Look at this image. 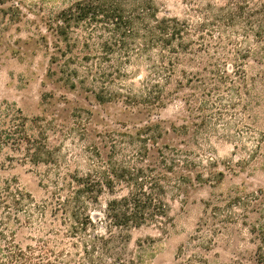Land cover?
I'll return each instance as SVG.
<instances>
[{
    "label": "trees",
    "instance_id": "1",
    "mask_svg": "<svg viewBox=\"0 0 264 264\" xmlns=\"http://www.w3.org/2000/svg\"><path fill=\"white\" fill-rule=\"evenodd\" d=\"M185 3L181 17L161 16L158 0H73L36 24L30 38L49 56L48 79L148 115L180 100L185 115L97 129L84 107L32 118L9 108L0 144L45 167L46 195L0 177V264H137L133 232H167L173 203L221 183V163L237 173L260 160L253 169L264 170V0ZM10 10L19 19L20 7ZM217 139L233 144L235 158L208 154ZM251 214L259 244L249 262L232 264H264L263 187L206 200L191 238L210 249L205 226L215 235ZM185 248L174 264L205 262Z\"/></svg>",
    "mask_w": 264,
    "mask_h": 264
},
{
    "label": "rangeland",
    "instance_id": "2",
    "mask_svg": "<svg viewBox=\"0 0 264 264\" xmlns=\"http://www.w3.org/2000/svg\"><path fill=\"white\" fill-rule=\"evenodd\" d=\"M73 0H8L1 5L7 9V15L0 16V126L6 118V111L21 109L32 118L36 115L68 114L76 107L92 110V126L103 129L113 125L115 121L137 123L148 119L163 121L168 125L172 121L182 122L185 115L180 100H174L167 108L160 110V114L148 115L126 108L121 102L100 104L93 96H87L81 90L72 91L63 85L53 82L46 76L49 56L35 39L30 38L36 32V24L43 26V18L54 14L67 6ZM160 15H187L185 0H158ZM20 7L19 19L11 21L10 8ZM252 64H256L250 59ZM50 94L44 101V94ZM28 131L33 128L28 123ZM218 140V139H217ZM215 140V153L221 159H233L234 148L229 141ZM264 154V146L262 148ZM240 155V153H239ZM260 166L261 161L255 160L243 171L233 173L224 164L219 165L225 171L224 180L216 184H206L194 191L184 201L173 203L172 215L174 223L167 232H160L155 227H144L133 232L131 247L137 255V264H174L180 253V248L186 246L185 256L200 253L205 257L202 264H232L234 262H249L254 256L259 244L256 235L251 232L252 224L258 217L251 214L248 224H244V217L226 224V228L212 235L205 226L204 232L212 237L210 249L199 246V242L192 240L197 233L201 218L204 216L205 201L215 195L227 194L231 191L246 192L259 187L264 188V170L253 166ZM44 166H34L23 161L22 151L11 145L0 144V177L18 181L20 186L30 191L37 199L45 197L42 186ZM241 210H239L240 212ZM261 222V219H258Z\"/></svg>",
    "mask_w": 264,
    "mask_h": 264
}]
</instances>
